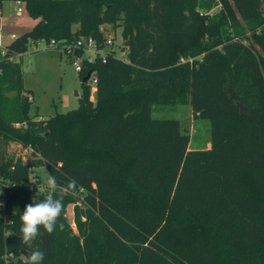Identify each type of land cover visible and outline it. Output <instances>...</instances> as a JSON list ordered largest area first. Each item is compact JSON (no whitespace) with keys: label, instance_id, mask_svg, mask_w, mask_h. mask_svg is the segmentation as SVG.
<instances>
[{"label":"trees","instance_id":"16d2710c","mask_svg":"<svg viewBox=\"0 0 264 264\" xmlns=\"http://www.w3.org/2000/svg\"><path fill=\"white\" fill-rule=\"evenodd\" d=\"M19 1L35 23L7 56L38 39L99 40L101 23L120 28L128 53L89 66L94 99L83 71L78 107L45 125L21 64L0 59V264H24L20 216L48 193L33 195L30 165L7 157L15 141L77 186L64 230L41 227L33 242L43 264H264V0H220L212 15L216 0ZM176 104L209 119L207 148L190 149L179 120L152 117Z\"/></svg>","mask_w":264,"mask_h":264},{"label":"rangeland","instance_id":"374dc122","mask_svg":"<svg viewBox=\"0 0 264 264\" xmlns=\"http://www.w3.org/2000/svg\"><path fill=\"white\" fill-rule=\"evenodd\" d=\"M216 2V6L206 13L212 15L220 11L221 1L216 0ZM17 6L13 0L5 1L2 5L4 23L1 25V30L5 36L4 42L9 41L6 35L12 33L15 35L21 34L28 31L33 24V19L29 18L25 11L20 16L16 14ZM238 21L242 26H245L241 18H238ZM15 23L18 26H15ZM99 29H103L102 33L105 35L113 36L116 34V42L121 37L120 28L114 29L111 24L101 23L99 24ZM245 32L247 39L243 41H251L250 31L246 30ZM32 48L30 44L27 51L17 58V61L21 64L23 86L27 90V92L23 93V97H27L28 100L32 99V105L38 109V116L35 120L45 125V121H48L49 118L56 114L65 113L78 107V97L81 95L80 80L66 56L50 49L43 52H34ZM76 92L78 93L77 95L75 94ZM7 93L12 95L11 92L7 91ZM95 93L96 87L90 85L89 98L94 99ZM152 117L179 120L181 131L186 132L190 136L188 145L190 149L207 148L209 146V119L194 118L189 105L176 104L167 106L165 110L153 109ZM18 125L16 124V126ZM27 148L22 143L10 142L7 147V157L14 160L15 158H20L23 163L30 165V189L33 195L46 194L47 186L45 181L48 175L45 168L40 165L41 157H39L37 152ZM1 189L4 188L1 187ZM78 204H81V198H78ZM66 209L67 221L73 226L72 205L69 204ZM5 220L6 218H4ZM10 232V230H7L6 234H10ZM8 256L11 257L10 254Z\"/></svg>","mask_w":264,"mask_h":264},{"label":"built area","instance_id":"2783aa9c","mask_svg":"<svg viewBox=\"0 0 264 264\" xmlns=\"http://www.w3.org/2000/svg\"><path fill=\"white\" fill-rule=\"evenodd\" d=\"M18 5L16 8V13L21 14L24 12V6L22 1L16 0ZM102 38L96 39L92 36H79L71 40H55L50 39L49 41H44L38 39L36 41H30L32 45V50L34 52H43L47 49L58 52L60 55H64L70 61L72 68L78 74L79 80H81L80 74L84 71L83 78L88 75L86 83L90 86H95L97 83V73L96 69H91L89 66L97 63H105L108 58L119 59L121 61L127 60V47L124 46L122 42V35L119 41L116 42V34L113 36L103 34V29H100ZM18 36L15 34L9 35L10 43L15 40ZM4 36L0 28V59H5L6 61L17 60L21 57L7 56V46L3 40ZM125 48V50H123ZM27 149H30L28 147ZM4 188V185L2 186ZM4 189L0 188V203L3 204L4 199Z\"/></svg>","mask_w":264,"mask_h":264},{"label":"clouds","instance_id":"9594fccd","mask_svg":"<svg viewBox=\"0 0 264 264\" xmlns=\"http://www.w3.org/2000/svg\"><path fill=\"white\" fill-rule=\"evenodd\" d=\"M45 183L48 189L45 198L41 202L27 204L20 216V239L30 249L26 253L24 264H43L45 254L39 248H34L33 242L42 234L41 227L47 234L54 233L57 227L59 231L64 230V223H58L64 209V197L66 194L75 193L77 187L75 181L61 186L51 174L46 177ZM2 206L0 203V207Z\"/></svg>","mask_w":264,"mask_h":264},{"label":"crops","instance_id":"0c3cea01","mask_svg":"<svg viewBox=\"0 0 264 264\" xmlns=\"http://www.w3.org/2000/svg\"><path fill=\"white\" fill-rule=\"evenodd\" d=\"M15 12H16V11H15ZM16 14H17V13H16ZM17 15L20 16L21 14H17ZM2 18H3V12H2V9H1V13H0V28H1V25H3V23H4ZM34 23H35V20H33V24H34ZM33 24H32V25H33ZM14 25H15V26H18L17 23H15ZM1 31H2V30H1ZM25 32H26V31H25ZM13 34H14V33H13ZM9 35H11V34H8V35H6V36L9 38ZM18 35H19V34H18ZM18 35H17V36H18ZM3 36H4V35H3ZM4 39H5V36H4L3 40H4ZM5 43H6V44H9V43H10V38H9V41H8V42H5ZM190 108H191V107H190Z\"/></svg>","mask_w":264,"mask_h":264},{"label":"water","instance_id":"95a60500","mask_svg":"<svg viewBox=\"0 0 264 264\" xmlns=\"http://www.w3.org/2000/svg\"><path fill=\"white\" fill-rule=\"evenodd\" d=\"M87 78H88V75H87L86 77L83 78L82 82L86 81ZM75 94L77 95L78 93L76 92ZM239 109H240V113L244 111L242 105H239ZM26 253H27L26 251L21 250V254H22L23 256H25V258H26Z\"/></svg>","mask_w":264,"mask_h":264}]
</instances>
